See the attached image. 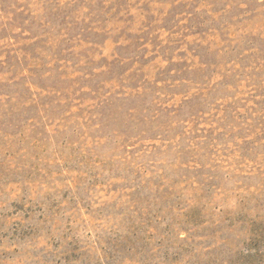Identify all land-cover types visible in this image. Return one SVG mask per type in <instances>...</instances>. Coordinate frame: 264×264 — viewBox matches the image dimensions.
<instances>
[{"label":"rangeland","instance_id":"1","mask_svg":"<svg viewBox=\"0 0 264 264\" xmlns=\"http://www.w3.org/2000/svg\"><path fill=\"white\" fill-rule=\"evenodd\" d=\"M0 264H264V0H0Z\"/></svg>","mask_w":264,"mask_h":264}]
</instances>
